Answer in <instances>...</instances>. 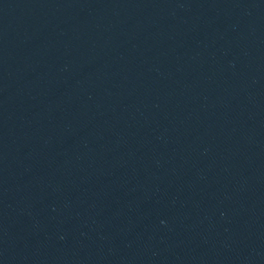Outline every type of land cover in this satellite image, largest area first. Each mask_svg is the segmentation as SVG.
<instances>
[{
    "label": "water",
    "instance_id": "1",
    "mask_svg": "<svg viewBox=\"0 0 264 264\" xmlns=\"http://www.w3.org/2000/svg\"><path fill=\"white\" fill-rule=\"evenodd\" d=\"M0 264H264V0H0Z\"/></svg>",
    "mask_w": 264,
    "mask_h": 264
}]
</instances>
